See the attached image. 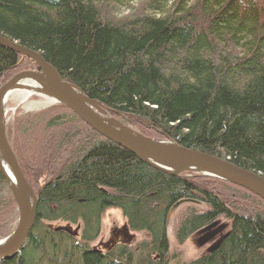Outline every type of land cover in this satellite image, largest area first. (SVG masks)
I'll list each match as a JSON object with an SVG mask.
<instances>
[{
	"label": "trees",
	"instance_id": "1",
	"mask_svg": "<svg viewBox=\"0 0 264 264\" xmlns=\"http://www.w3.org/2000/svg\"><path fill=\"white\" fill-rule=\"evenodd\" d=\"M138 2V13L122 14ZM0 34L41 53L142 134L264 175V0H0ZM21 58L0 45V87L20 70L37 69ZM29 128L49 133L45 168L17 150L26 178L38 181L35 228L21 259L0 264H168L176 242L185 247L221 218L230 223L221 247L180 264H264V200L257 195L219 179L155 169L60 104L38 113ZM1 186L7 184L0 170ZM7 194L0 224L16 215ZM181 200L205 209L187 207L170 241L167 216ZM108 209L120 210L149 241L93 249Z\"/></svg>",
	"mask_w": 264,
	"mask_h": 264
},
{
	"label": "water",
	"instance_id": "2",
	"mask_svg": "<svg viewBox=\"0 0 264 264\" xmlns=\"http://www.w3.org/2000/svg\"><path fill=\"white\" fill-rule=\"evenodd\" d=\"M0 45L21 55L23 58L31 59L38 67L37 70L23 71L16 74L0 88V106L17 82L29 78L37 80L55 104H61L70 109L94 131L130 151L138 159L153 168L174 176L191 172L219 179L246 189L264 200L263 174L240 167L228 159L191 149L168 139L146 136L114 118L101 102L90 98L77 85L64 79L57 68L38 51L23 46L1 34ZM2 162L9 167L15 180L14 183L2 166ZM0 170L15 199L18 211L16 229L9 237L0 242V259L11 261L26 245L29 232L36 221L39 199L25 177L18 157L9 142L4 112L1 113V107ZM187 206L202 209L204 204L181 200L170 209L166 221L170 240L173 238L175 220ZM229 227L228 222L219 219L195 233L190 241L198 248L208 246L207 253L215 252L230 235ZM124 230L128 231V227Z\"/></svg>",
	"mask_w": 264,
	"mask_h": 264
},
{
	"label": "rangeland",
	"instance_id": "3",
	"mask_svg": "<svg viewBox=\"0 0 264 264\" xmlns=\"http://www.w3.org/2000/svg\"><path fill=\"white\" fill-rule=\"evenodd\" d=\"M141 3L142 2H138L139 5L135 4L131 9H128V7L123 6L120 10H122L123 15L130 16L131 12H132V14H135L136 12L138 13V11H140ZM25 61L26 60L24 58H21L22 63H24ZM20 71L22 72V71H26V70H20ZM20 71L12 74V76L8 80L3 82L1 87L3 85H5L7 82H9L11 80V78L14 77L16 74L20 73ZM41 100L42 99L38 96H31L26 101H23V102H16L14 100H7L3 110H4V119H5V125L7 127L8 138H9L10 143L12 142L11 145H12V149L14 150L15 154L18 156V154H17V150H18V152L20 153V156L26 157V159L28 160L29 163H31L32 165L37 166V167H39V165L40 166L42 165L41 167L45 168L44 163L41 161L43 158V153L46 152L47 146H46L45 142H47V139L49 137L48 136L49 133L44 132L42 134V131H40L42 129H40L39 131L35 130V132H34V129L30 130L29 127L31 125L32 120L35 118V116L38 113H40L42 111L50 110V109L54 108L57 104L56 105H49V106L48 105L36 106L35 103L39 102ZM30 117L33 119H30ZM20 121H21V125H23L26 128V130H27L26 133H25V131L23 132L21 126L18 124ZM120 122H122V121H120ZM123 124H125V123H123ZM125 125H128V124H125ZM128 126H131V125H128ZM18 127H20L19 141L16 140V136H15V135L18 136V129H19ZM36 132L38 133V136H39L38 138H36L37 136H34V133H36ZM52 132H55L56 134H58L57 130H54ZM34 138H36V139H34ZM31 142L33 144H36V142H40V144H43V145L40 146L39 149L38 148L33 149L30 147ZM21 147L23 148V150ZM190 174H193L195 176L199 175V174L187 172V175H190ZM197 177H202V176H197ZM203 177H205V176H203ZM44 180L45 179H43L42 181H44ZM28 181L30 182L32 187L36 186V183H38L37 179H36V182H34L33 179H28ZM39 183H40V181H39ZM7 189L8 188L6 186L0 187V201H2V202H6V200H7V195H8ZM187 207H191V206H187ZM187 207L184 208L180 212V214L182 212L186 211ZM202 209H205V205L203 206ZM16 218H17V213H16L14 219L6 220L4 223L0 224V231H1L0 242L4 241L10 235V232L15 227ZM224 221L229 223V221H227V220H224ZM102 224H103V227H102L101 235L99 236V239L97 240V242L92 244L93 246H91V247H95V246L97 247L98 246L102 251H104L107 249L106 247L108 246V243L114 241V237L112 235V230L114 228H117V229L122 228L125 224H127V220H126L124 214L120 210L108 209L105 211L104 215L102 216ZM176 226H177V218H176V221H175L174 227H173V236L175 233ZM127 233H128V236L131 237L132 240H133L134 235L136 238L133 240V242L127 244V246H129L130 248H134L141 241H144V240L149 241V239H150V237H148L147 233H145V232H134L130 228H129V231ZM170 241H174V238H172V240H170ZM207 248H208V246L198 248L197 245H194L193 247L188 248V244L185 247H183V246L181 247L176 242L172 246L171 255L168 259V264L173 263L172 262L173 258H174L173 264H176V263L180 264L182 262L188 263L192 259L203 258V255L205 256V254L206 255L212 254L213 252L207 253Z\"/></svg>",
	"mask_w": 264,
	"mask_h": 264
},
{
	"label": "bare ground",
	"instance_id": "4",
	"mask_svg": "<svg viewBox=\"0 0 264 264\" xmlns=\"http://www.w3.org/2000/svg\"><path fill=\"white\" fill-rule=\"evenodd\" d=\"M21 56V55H20ZM22 57V56H21ZM23 58V57H22ZM24 59H29V58H24ZM31 96H38L40 97L42 100L39 102H36L35 105L36 106H43V105H56L53 101V99L46 93L45 89L43 88V86L34 79H24L22 81H19L16 83L15 87L10 90L8 92V94L6 95V97L3 100V103L1 104V113L4 112L3 108L5 106V103L7 102V100H14L16 102H23L26 101L29 97ZM74 114V113H73ZM75 115V114H74ZM115 118V117H114ZM118 120V119H117ZM230 161V160H229ZM2 166L4 167L5 171L8 173L9 177L11 178V181H13L14 183V177H12L13 175L11 174V171L9 169V167L7 166V164L2 162ZM187 173V172H186ZM190 173V172H188ZM184 174V173H183ZM179 216V215H178ZM219 220V219H218ZM223 220V219H222ZM176 221V220H175ZM217 221V220H216ZM224 221V220H223ZM226 222V221H225ZM128 224H125L122 228L125 229L126 227H128ZM35 228V224L33 225L31 231L29 232V234H31V232L33 231V229ZM16 229V226L14 227L13 230ZM230 229V227H229ZM60 231V230H59ZM47 237L46 236H42V239H40V241H46ZM94 244V243H93ZM93 246V245H91ZM194 245L191 243L190 239L188 242V248L193 247ZM27 243L26 245L20 250V252L18 253V255L16 257H14L13 260H20L21 257L23 256V252L26 251L27 249ZM93 249L98 248V247H92ZM92 251H95L93 250ZM102 255L106 254V253H101ZM206 255V254H205ZM204 256V255H203ZM12 261V260H11Z\"/></svg>",
	"mask_w": 264,
	"mask_h": 264
},
{
	"label": "flooded vegetation",
	"instance_id": "5",
	"mask_svg": "<svg viewBox=\"0 0 264 264\" xmlns=\"http://www.w3.org/2000/svg\"><path fill=\"white\" fill-rule=\"evenodd\" d=\"M112 235L114 237V241L108 243L107 249L113 248L121 244L122 245L126 244V233L124 232L123 228L121 229L114 228L112 230Z\"/></svg>",
	"mask_w": 264,
	"mask_h": 264
}]
</instances>
